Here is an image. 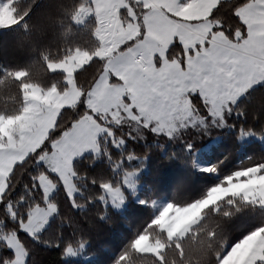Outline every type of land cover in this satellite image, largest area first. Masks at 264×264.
Wrapping results in <instances>:
<instances>
[{
	"label": "snow or ice",
	"instance_id": "6c2138e0",
	"mask_svg": "<svg viewBox=\"0 0 264 264\" xmlns=\"http://www.w3.org/2000/svg\"><path fill=\"white\" fill-rule=\"evenodd\" d=\"M190 3L191 0H168V3L161 6L163 11L159 15L169 22H196L195 20L189 21L183 15L184 10ZM146 4L147 0H129L128 4L122 8V14L127 15L128 21L140 25V33L137 37L120 43L116 48L118 54L134 57V49L138 42L147 36L150 11ZM253 4L264 7V0H219L207 19H217L222 13L226 12L228 16L237 21L238 26L229 25L225 31L224 20L217 19V22L212 25V30L208 33L207 38L201 40L198 44L186 47L181 39H175L169 46V53L173 49H179L176 59L181 61L182 68H187L191 79L197 83L203 82L201 87L189 91L187 96L193 104L194 112L203 116L206 124L215 123L216 121L211 112V104L205 96V89L219 95L227 92L241 77H245L249 73H259L264 77V26L258 28L256 25L249 24L242 18L239 11V9ZM129 8H131L130 12ZM8 27L11 26L0 28V31H5ZM221 33L229 40V48L221 49L217 47L215 37ZM73 51L75 50L69 49L68 54H72ZM192 56L196 58L194 64L189 63V58ZM45 61L49 71L61 70L55 66L56 62L49 60L47 57H45ZM108 63L107 57L93 55L87 64L76 70L78 76L85 68L92 67L93 64L99 65V71L95 73V77L88 85L87 90L81 92L76 105H65L57 115L55 124L48 129V133L43 140L36 147L27 151L23 159L16 160L11 171L8 172L6 177H3L2 190H0V264H31L32 254L28 250L26 240L34 244L58 249V258L61 260L68 261L78 257L87 247L86 242L81 239L79 245L73 247L69 240L71 237H75L78 231L90 226L89 214L93 205L102 206L106 212L108 209L123 212L129 205H132L135 211L130 215H136L140 210V205H151L152 208L156 209L154 215H150L142 225L136 227L132 237L122 246L111 264H132L134 257L144 255L151 256L154 264H169L168 251L170 248L175 249L180 264H185L188 256L184 247L185 241L195 239L198 236V233L194 232L193 229L202 222L203 216L197 217L187 227L178 230H174L170 226H163L161 223L162 217L169 213V209L180 211L197 207L207 200L217 184H212L202 195L192 200L168 199L164 203H159V198L149 200L137 195V182L128 184L121 182L119 197L109 198L105 184L111 183L115 187L117 178L114 174L120 172L124 166L133 160L142 159L147 161L149 158L150 146L146 147L148 150L147 155L130 158L127 154L130 145H137L141 142L147 144L150 135L153 137L165 136L166 141H177L178 137L175 133L158 132L155 121L146 124L135 95H125L123 97L127 109L133 115H129L128 111L123 108L101 112L92 106L90 102L92 89L105 73L108 75L109 83L122 82L120 73L110 69ZM162 63V59L157 57V65L159 66ZM78 86L83 87L79 85V82ZM174 88L175 84L170 80L145 77L141 103L151 105L156 109L167 108L170 106V90ZM257 88H264V78L256 79L235 100H227L226 106H222L223 126L229 127L232 131L237 130V125L235 123L229 124V121L246 119L245 114L236 111V109L240 106L242 100L247 99L250 101L252 99L251 94ZM117 111L121 118H117ZM69 112L72 113L71 117L68 118L67 124L61 127L64 114ZM136 116L139 119H136ZM82 121H91L99 126L96 139L100 146L98 151L86 148L83 151L65 153L66 159L70 160L71 163L73 172L71 178L76 183V190L70 194L61 171L54 164V159L58 151L62 149L65 139ZM137 131L141 135H137ZM179 131L180 136H184L189 132L195 133L197 128L189 125ZM200 132L203 133V129H200ZM260 140L261 143H264V137H261ZM7 143V140H3L4 145H7ZM179 143L182 145L184 152L189 155L194 151L200 152L210 149L212 146L209 139L208 143L201 144L197 148L196 142L191 136ZM114 156L118 158V163L113 160ZM105 166L109 169L107 173L103 171ZM171 167V164L158 162L151 177L152 187L158 190L164 187L168 181V171ZM251 167L256 169L258 173L264 174V160L251 165ZM81 168L86 169V171L81 173ZM20 169H23V171L19 173L17 178ZM205 170L209 173H215L217 176L220 175L215 164L206 166ZM140 171L141 169H137L128 175L135 180ZM243 171L245 170L236 169V172ZM46 180L50 181L52 185L47 191L45 187ZM227 180L228 177H224L219 181V184L224 185ZM132 197L136 198L137 203L133 204ZM249 199L252 198L245 194L243 200ZM50 205L52 206L51 211L48 212ZM208 207L211 208L213 205L209 204ZM252 207L253 209L259 207L260 210H264V194H261L258 199H252ZM37 209L44 212L45 216L41 223L31 229L33 214ZM236 211L243 212L244 209L237 207ZM69 214L70 219H68ZM104 218V216L98 217L100 220ZM153 232H160L164 240L154 241L151 235ZM50 233L56 237L54 243L48 238ZM256 233L264 234V223L243 234L235 242L227 243L221 250L214 252L211 258L212 264H226L230 254ZM209 235L214 238L216 234L213 231ZM13 238L25 248L26 254L22 261L18 259V250L12 242ZM142 239H147L149 243L156 244L158 247L152 252L141 251L136 245ZM255 264H264V255L258 257Z\"/></svg>",
	"mask_w": 264,
	"mask_h": 264
},
{
	"label": "trees",
	"instance_id": "16d2710c",
	"mask_svg": "<svg viewBox=\"0 0 264 264\" xmlns=\"http://www.w3.org/2000/svg\"><path fill=\"white\" fill-rule=\"evenodd\" d=\"M0 1L9 2L11 15L14 21H18L7 30L0 31V69H2L0 114L10 115L22 104L26 84H38L44 89L56 85L61 91L67 88L65 73L49 71L45 57L51 61L62 60L69 55V49H82L94 53L99 47V41L93 35L96 28L93 18H89L84 24H77L74 20L79 8L87 0ZM217 19L224 20L225 31L229 25L238 26L237 21L226 12ZM217 19L212 21L217 22ZM178 52L179 49H173L171 54L176 55ZM18 71L24 72L20 78L16 76ZM97 71L99 65L93 64L78 76L76 72L74 73L76 85L78 86L79 82V85L83 86H78L81 91L87 90ZM251 95L250 101L242 100L236 109L244 113L246 119L229 121V124L237 125L236 131L223 126V116L220 118L213 116L216 122L208 124L202 117L199 122L180 127L175 132L177 141H166L165 136L150 135L147 144L141 142L130 145L127 153L130 158L147 155L146 147L150 146L149 158L147 161L133 160L120 172L115 173L117 178L115 186H121L123 175L127 170L137 168L141 169L139 176L141 187L138 191L141 198L151 200L166 197L187 201L202 195L212 184L220 185L219 181L222 178L233 177L237 173L236 169L247 170L252 168L251 165L264 160V143L260 140L264 137V88H257ZM71 115L70 112L64 114L61 127L67 124ZM189 125L197 128V131L180 136L179 130ZM200 129H203V133ZM136 134L141 135L139 131ZM189 136L195 140L197 148L201 144L208 143L209 139L212 146L210 149L194 151L189 155L179 143ZM113 160L118 163L116 156ZM197 160L207 166L215 164L220 175L198 168ZM159 161L171 164L172 167L168 171L167 183L158 190L152 187L151 177ZM22 171L23 169L18 170L17 178ZM80 171L83 173L86 169L81 168ZM103 171L107 173L109 169L105 166ZM132 201L133 204L137 203L134 197ZM212 205L213 207L207 206L202 210L203 220L193 229L198 236L185 241L184 247L188 253L185 264H212L211 258L214 252L264 223V210H260L259 207L253 209L252 201L243 200L241 197L226 196ZM237 207L244 211L237 212ZM139 209L136 215H130L135 211L132 205L123 212L112 209L106 212L102 206L93 205L89 214L90 226L78 231L77 235L69 240L73 247H77L81 239L86 242L87 247L82 251L81 256L68 261L61 260L58 258V249L26 240L28 250L32 254L31 264H111L122 246L132 237L136 227L142 225L150 215L155 214L151 205H140ZM99 216L105 218L100 220ZM213 231L216 234L214 238L209 235ZM151 235L153 240H164L160 232H153ZM48 238L55 242L54 234L50 233ZM168 258L169 264H180L174 248L169 249ZM132 264H154V262L151 256L144 255L134 257Z\"/></svg>",
	"mask_w": 264,
	"mask_h": 264
},
{
	"label": "rangeland",
	"instance_id": "374dc122",
	"mask_svg": "<svg viewBox=\"0 0 264 264\" xmlns=\"http://www.w3.org/2000/svg\"><path fill=\"white\" fill-rule=\"evenodd\" d=\"M128 2L129 0H87L79 8L74 20L77 24H84L89 18L95 20V37L99 41L96 51L90 53L86 50L76 49L62 60L53 61L56 62L55 66L61 69L59 71L65 73L67 88L64 91L59 90L56 85L44 89L38 84H26L22 104L18 110H14L10 115L0 114V190H2L3 177H6L11 171L16 160L23 159L27 151L36 147L43 140L48 129L55 124L60 110L65 105H76L82 91L76 85L74 73L82 65L87 64L93 55L107 57L108 67L113 71H118L122 77L120 83H109L108 75L105 73L92 89L90 102L97 110L104 112L123 108L128 111L129 115H133L127 109L123 97L135 95L136 102L141 108V115L145 117L144 122L147 124L150 121H155L158 132L173 134L180 127L202 120L203 116L194 112L193 104L188 99L187 93L201 87L203 82L197 83L191 79L187 68H182L181 61L176 59V55L169 53L168 49L175 39H181L186 47H191L206 39L212 30V25L216 23L207 18L219 0H191L183 15L189 21L195 20L196 22L185 23L169 22L161 18L159 15L163 11L161 6L168 3V0H147L146 7L150 11L148 34L138 42L134 49V57L116 52L120 43L137 37L140 33V25L128 21L127 15L122 14L121 10ZM130 11L131 8H129ZM239 11L242 18L249 24L256 25L258 28L264 26V7L253 4L241 8ZM17 22L11 15L9 2L0 1V28L11 26ZM215 39L218 48L230 47L229 40L222 33L218 34ZM157 57L163 61L159 66ZM195 62V56L189 58L190 64ZM23 74V71H18L16 76L20 78ZM145 77L157 80L167 79L175 84V88L169 93V107L156 109L151 105L141 103ZM261 78L264 77L259 73H249L247 76L241 77L227 92L219 95L205 89V96L211 104L213 116L215 118L222 117V106H226L227 100H235L256 79ZM116 115L117 118H121L118 111ZM135 118L139 119L138 116ZM98 127L91 121H82L65 139L62 149L58 151L54 159V164L61 171L70 194L76 190V183L71 178L73 175L71 163L66 159L65 153L83 151L86 148L98 151L99 143L96 139ZM3 140L8 141L7 145L3 144ZM197 166L200 169H206L207 165L197 160ZM135 170L137 168L126 171L123 175V183L137 182L139 191L141 171L135 180L128 175ZM51 186V182L46 180V191ZM105 188L109 198H118L121 193V186L113 187L112 184H105ZM245 194L252 199H258L261 194H264V174L258 173L254 168L237 172L233 177L228 178L227 184L217 185L207 200L197 207L180 211L169 209V213L162 217L161 223L174 230L185 228L191 221L201 216L202 210L209 204H215L218 200L230 195L243 198ZM134 199L136 198L134 197ZM252 199L246 201H252ZM167 200L166 197L159 198V203H164ZM51 207L50 205L48 212L51 211ZM154 210L156 212V209ZM44 216L45 213L41 210L34 211L31 229L41 223ZM158 240L160 239L154 241ZM12 242L17 247L18 259L22 261L26 254L25 248L14 238ZM136 247L144 252H152L158 246L149 243L147 239H142ZM81 255L82 252L79 256ZM262 255H264V234L256 233L230 254L226 264H254L255 260Z\"/></svg>",
	"mask_w": 264,
	"mask_h": 264
}]
</instances>
